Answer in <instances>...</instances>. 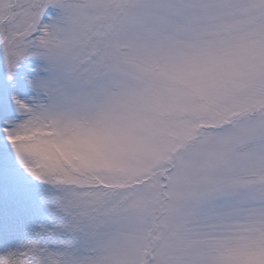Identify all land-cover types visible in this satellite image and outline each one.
Wrapping results in <instances>:
<instances>
[{"label": "snow or ice", "instance_id": "snow-or-ice-1", "mask_svg": "<svg viewBox=\"0 0 264 264\" xmlns=\"http://www.w3.org/2000/svg\"><path fill=\"white\" fill-rule=\"evenodd\" d=\"M0 264H264V0H0Z\"/></svg>", "mask_w": 264, "mask_h": 264}]
</instances>
